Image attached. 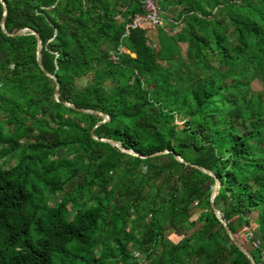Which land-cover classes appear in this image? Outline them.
Returning a JSON list of instances; mask_svg holds the SVG:
<instances>
[{"label":"trees","instance_id":"obj_1","mask_svg":"<svg viewBox=\"0 0 264 264\" xmlns=\"http://www.w3.org/2000/svg\"><path fill=\"white\" fill-rule=\"evenodd\" d=\"M143 1L3 0L58 101L35 36L0 31V264H250L212 178L174 155L218 180L214 207L264 264V0H154L179 31L121 37Z\"/></svg>","mask_w":264,"mask_h":264},{"label":"water","instance_id":"obj_2","mask_svg":"<svg viewBox=\"0 0 264 264\" xmlns=\"http://www.w3.org/2000/svg\"><path fill=\"white\" fill-rule=\"evenodd\" d=\"M0 3L2 5V15L1 18H0V31L6 35V36H11V37H16V36H21V35H25V34H32L35 36L36 38V60H37V63H38V66H40L42 69H43V66H42V63H41V59H42V54H43V47H44V44H43V40L42 38L40 37V35H38L37 32H34L33 30L31 29H28V28H24V29H21V30H18L14 33H7L4 29V23H5V16L7 14V9H6V6L3 2V0H0ZM44 70V69H43ZM44 73L51 79H53L55 82V78L53 75H51L50 73H48L46 70H44ZM54 95H55V100L58 101V85H57V82H56V87H55V90H54ZM65 106H68V107H73V105L69 104V103H63ZM76 110L80 111V112H84V113H92V114H96L98 115L100 118H101V121L98 122L92 129V132H91V137L94 139V140H97L99 142H103V143H107L109 144L110 146L118 149L121 153H124V154H127V155H131L133 157H137V158H142V160H144V158H146V156H142V155H139V154H136L134 153L133 151L131 150H128L126 148H124L119 142H116V141H113V140H110V139H105V138H98L94 135V132L93 130L98 127L99 125L105 123L108 121V117L103 114V113H100V112H95V111H92V110H88V109H82V108H76ZM167 153H170V151L168 150H164V151H160V152H156V153H153L152 155L150 156H157V155H161V154H167ZM174 157L176 158V160L180 163H184L186 165H189V166H192L196 169H198L200 172H202L203 174H206L207 176L211 177L212 178V187H211V192H210V207H211V210L213 212V215L214 217L216 218V220L220 223V225L222 226L223 230H224V233L225 235L227 236L228 240L233 244V246L243 255H245V257L248 259L249 263L250 264H255L254 261H253V258L251 256V254L246 250V248L244 246H241L234 238L233 236L231 235L229 229L227 228L226 226V223L225 221L221 218L220 216V213L218 212V210H216V208L214 207V203H213V199L215 197V195L217 194V191L219 189V182L218 180L212 175L211 172H209L207 169L203 168V167H200V166H197V165H192V164H189L187 162H184L181 158V156H178V155H174Z\"/></svg>","mask_w":264,"mask_h":264},{"label":"built area","instance_id":"obj_3","mask_svg":"<svg viewBox=\"0 0 264 264\" xmlns=\"http://www.w3.org/2000/svg\"><path fill=\"white\" fill-rule=\"evenodd\" d=\"M144 12L142 14H135L133 16H130L127 21L123 23V31L121 37L126 36L130 29L135 27H143L144 25H153L157 27H162L166 31H169L170 33H177L179 31L178 28H174L172 31L169 30L167 27L165 21L161 17V11L159 9L158 3L154 0H144L142 2ZM125 51L123 47H121V44L117 47L116 51H112L110 53V60L113 63H117L119 61V55L118 52ZM251 237V235H250ZM258 243L253 242V246H257ZM264 257V255H263Z\"/></svg>","mask_w":264,"mask_h":264},{"label":"rangeland","instance_id":"obj_4","mask_svg":"<svg viewBox=\"0 0 264 264\" xmlns=\"http://www.w3.org/2000/svg\"><path fill=\"white\" fill-rule=\"evenodd\" d=\"M169 16H172V17H174L175 16V11L173 10V9H171V10H169V11H167L166 12ZM164 14H165V12H164ZM164 16V15H163ZM165 17V16H164ZM152 25H144L143 27H151ZM3 54H0V61L1 60H3ZM13 161H10V165H13ZM241 231H246L244 228H241L240 229ZM240 236V238L241 239H243L245 242H246V239H247V236L245 235V234H241V235H239ZM249 237H250V234H249ZM170 240H172L173 242H177L180 238L179 237H177V236H174V235H171L170 237ZM255 243V242H254ZM257 245H259V244H257ZM135 255H139L138 253L136 254L135 253ZM139 258V257H138Z\"/></svg>","mask_w":264,"mask_h":264}]
</instances>
